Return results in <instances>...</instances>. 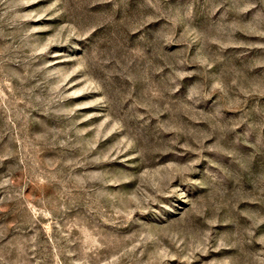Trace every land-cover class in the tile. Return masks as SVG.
Wrapping results in <instances>:
<instances>
[{"label":"rangeland","instance_id":"374dc122","mask_svg":"<svg viewBox=\"0 0 264 264\" xmlns=\"http://www.w3.org/2000/svg\"><path fill=\"white\" fill-rule=\"evenodd\" d=\"M0 264H264V0H0Z\"/></svg>","mask_w":264,"mask_h":264}]
</instances>
